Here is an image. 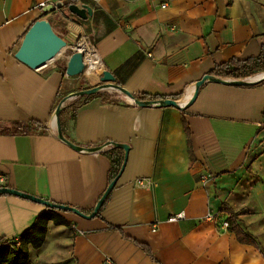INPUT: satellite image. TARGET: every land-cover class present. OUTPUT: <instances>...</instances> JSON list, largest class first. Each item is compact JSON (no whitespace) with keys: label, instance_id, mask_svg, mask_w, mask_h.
Listing matches in <instances>:
<instances>
[{"label":"crops","instance_id":"1","mask_svg":"<svg viewBox=\"0 0 264 264\" xmlns=\"http://www.w3.org/2000/svg\"><path fill=\"white\" fill-rule=\"evenodd\" d=\"M38 1L0 0V123L46 126L16 132L0 124V168L9 187L93 209L109 185L110 146L74 149L59 137L55 111L62 99L97 83L59 67L33 69L16 57L42 17ZM84 1L92 8L87 18L66 11L73 14L72 29L57 15L46 18L65 39L88 35L104 69L133 94L188 101L217 64L257 56L264 45V0ZM251 85L207 80L185 112L141 107L116 90H102L111 98L81 106L69 120L71 141L83 147L128 143L126 167L104 219L58 210L72 230L50 229L40 248L30 246L31 264H103L108 258L115 264H264V82ZM205 173L208 181L201 180ZM223 203L256 244L223 226L231 222ZM47 209L0 194V238L20 237ZM210 212L219 218L207 219ZM179 213L181 219L169 221ZM110 225L147 244L156 260Z\"/></svg>","mask_w":264,"mask_h":264},{"label":"water","instance_id":"2","mask_svg":"<svg viewBox=\"0 0 264 264\" xmlns=\"http://www.w3.org/2000/svg\"><path fill=\"white\" fill-rule=\"evenodd\" d=\"M69 9L72 13L77 14L82 18H87L88 15L92 14V8L85 4L82 7L75 3H71L69 5ZM67 46V40L57 33L51 23V21L46 17H40L30 26L28 31L25 33V36L22 39L21 45L16 52V57L29 67L33 69H41L43 65L48 63L57 57V55ZM85 71V62L84 55L81 51H75L72 54L67 56L66 59V73L69 76H77L82 75ZM99 83L91 86L85 87L81 90H78L71 94L70 96L65 97L59 103L55 111V121L56 127L59 134V137L65 141L68 145L73 147L76 150H89V151H97L100 150L101 146L95 147H83L78 145L68 139L63 132L62 121H61V111L62 109L72 100L76 99L78 96L83 95H91L97 93L102 90H116L126 95L128 100L133 101L134 104L139 105L141 107H147L151 105H156L158 107H166V106H175L179 109H185L199 94L201 86L207 80L216 81L219 83H226L232 85H250L255 82L261 81L264 79V72L256 74L254 76H250L244 79H235V78H223L217 77L211 74H206L202 79L196 82V87L194 94L188 101H181L174 98H161V99H139L136 98L135 94L127 90L122 85L116 83L115 75L107 69H104L99 78ZM105 146H116L121 147L125 151V161L119 172V174L115 177V179L108 185L107 189L101 196V198L96 203L93 211L91 213L83 212L80 208L73 205H68L64 203L52 202L50 200L44 199L42 197H38L36 195L20 191L14 189L9 186L1 187L0 194H14L18 195L36 202H39L49 209H56L60 211L73 212L79 216L84 218H94L97 216L99 209L105 202L106 198L109 196L113 188L116 186L121 174L123 173L127 158L130 151V145L128 143L122 142H114L109 141L105 144Z\"/></svg>","mask_w":264,"mask_h":264},{"label":"trees","instance_id":"3","mask_svg":"<svg viewBox=\"0 0 264 264\" xmlns=\"http://www.w3.org/2000/svg\"><path fill=\"white\" fill-rule=\"evenodd\" d=\"M76 0H64L66 4L74 3ZM57 33L58 30L54 28ZM61 35V34H60ZM261 72H264V45L262 46L261 52L257 56H251L246 59H239L237 57H232L231 59L217 64L208 74L217 76V77H223V78H235V79H244L250 76H254L256 74H259ZM264 79L259 81V83H263ZM246 86H252L246 85ZM103 97L111 98V94L107 91H99L97 93L91 94V95H83L78 96L76 99L69 102L61 111V121H62V128L64 135L72 140L70 130L71 125L69 124V120H75L77 117L78 110L81 106L92 100L96 97ZM136 98L139 99H161L166 98L163 95L159 94H150V93H140L135 94ZM182 95H175L173 96L174 99L181 98ZM114 102L119 103L120 101L118 99H113ZM183 112L185 110L183 109ZM184 126L185 130L188 134L189 139L191 138V130L190 127L184 117ZM5 127L13 128L16 132H25L28 131L30 128V124H36L40 127H46L44 124H42L39 121H31L29 123H21V122H12V123H0ZM109 141H104L100 143L98 146H103ZM105 154L110 159L111 162V170L109 174V184L115 179V177L119 174L124 161H125V151L121 147L116 146H110L107 150H105ZM103 195V194H102ZM101 195V196H102ZM100 196V198H101ZM99 198V199H100ZM110 200V195L106 198L105 202L101 206V208L98 211V214L96 217L104 219L102 212L104 208L106 207L108 201ZM80 208V207H78ZM83 212L90 213L93 211V209H83L80 208ZM222 209L229 213V220L230 227L233 231L236 232L238 239L241 242H248L252 244H256L255 240L249 236L237 223V213L230 207L228 203H223ZM57 216L59 219L58 224H63L66 226L70 225V222L63 217L58 210L56 209H47L43 213L39 215L34 225L29 228L26 232H24L20 237V245L18 246H12L10 244L11 240L8 238H0V264H31V257L29 252V246L31 245L34 248H40L45 241L46 238V226L48 221L53 219L52 216ZM111 229L118 230L122 234V236L126 239H130L133 242H135L137 245L141 246L154 260H156L154 253L151 251L150 247L145 244L137 241L136 239L128 236L125 234L123 229L121 227H117L114 225H110Z\"/></svg>","mask_w":264,"mask_h":264},{"label":"built area","instance_id":"4","mask_svg":"<svg viewBox=\"0 0 264 264\" xmlns=\"http://www.w3.org/2000/svg\"><path fill=\"white\" fill-rule=\"evenodd\" d=\"M98 1V0H94ZM75 4L82 7L83 5L87 4L84 0H77L74 2ZM37 8H39L42 17H47L48 15L54 14L59 16L61 19L67 21L68 27L72 29L73 24L75 21L73 20V14H68L66 11H70L69 4H66L64 0H40L36 3ZM71 13V12H69ZM67 40V46L63 52V56L65 60L67 56L72 54L75 51H81L84 55V62H85V71L83 76L86 79H89L90 76H100L104 70L102 59L98 53V49L96 44L90 40V37L84 33L76 34L75 39ZM211 178L209 173H205L202 175V181H208ZM140 184H143V180H139ZM7 185V175L5 172L0 168V188L5 187ZM183 217L182 213L173 215L169 217V221H178ZM207 219H217L219 216L215 213H208L206 215ZM222 224L224 227H230V222L228 220H223ZM10 244L12 246L20 245L21 241L20 238H11ZM103 264H115L114 261L110 258L106 259Z\"/></svg>","mask_w":264,"mask_h":264},{"label":"rangeland","instance_id":"5","mask_svg":"<svg viewBox=\"0 0 264 264\" xmlns=\"http://www.w3.org/2000/svg\"><path fill=\"white\" fill-rule=\"evenodd\" d=\"M51 67L52 68L59 67L60 69H63V70L65 69L66 70V60H65V57L63 56V54L59 58H57L51 65H49V66H47L45 68H51ZM52 217H53V219H51L47 223L46 235H47V233H48V231L50 229H51V231H64V230L65 231H69V230H72V228L70 226H66V225H63V224H58L59 219L57 218V216L54 215ZM30 246H29V248H30ZM0 258H1V255H0Z\"/></svg>","mask_w":264,"mask_h":264},{"label":"bare ground","instance_id":"6","mask_svg":"<svg viewBox=\"0 0 264 264\" xmlns=\"http://www.w3.org/2000/svg\"><path fill=\"white\" fill-rule=\"evenodd\" d=\"M64 50H65V48L57 55V57L56 58H54L53 60H51V61H49L48 63H46L45 65H43L41 68H45V67H47V66H49V65H51L57 58H59L62 54H63V52H64ZM89 79H90V81H91V83H99V81H97L95 78H93L92 76H90L89 77ZM130 103H133V101H131V100H128ZM183 101H186V100H183Z\"/></svg>","mask_w":264,"mask_h":264},{"label":"flooded vegetation","instance_id":"7","mask_svg":"<svg viewBox=\"0 0 264 264\" xmlns=\"http://www.w3.org/2000/svg\"><path fill=\"white\" fill-rule=\"evenodd\" d=\"M83 75V74H82Z\"/></svg>","mask_w":264,"mask_h":264}]
</instances>
